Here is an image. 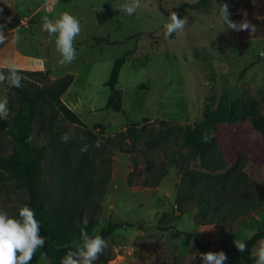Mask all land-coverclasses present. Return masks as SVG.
I'll return each mask as SVG.
<instances>
[{"label": "rangeland", "instance_id": "374dc122", "mask_svg": "<svg viewBox=\"0 0 264 264\" xmlns=\"http://www.w3.org/2000/svg\"><path fill=\"white\" fill-rule=\"evenodd\" d=\"M6 1L14 15L5 13L2 18L16 20L17 24L22 20L24 25L20 28L29 26L30 29L17 31L29 44L26 69L45 68L55 79L73 76V98L77 104L89 99L92 111L89 114L85 110L72 112L87 129L96 125L93 133L101 143L122 132L128 123L157 126L163 121L182 129L192 128L201 125L202 114L207 110L220 107L227 111L247 101L257 109V114L264 116V0H213L206 12L190 9L176 12L180 18L186 17L188 24L184 35L177 32L171 36L166 35L164 25L172 10L199 0H140L141 6L133 15L119 10L126 0ZM222 4L228 5L230 20L239 23L247 19L256 26L255 31L228 29L223 24ZM64 12L79 20L81 32L74 40L76 59L61 65L55 36L49 35L42 26L44 17L55 20ZM122 56L124 63L117 88L123 91L124 109L113 113L104 109L109 95L104 83L113 62ZM0 58L5 57L0 55ZM0 97L5 98L2 83ZM56 128L70 136L68 141H79L81 126L57 120ZM215 136L217 151L211 159L221 154L227 166L236 160L234 171L244 172V182L235 181L236 189L228 188L223 199L236 217L228 220L224 215L216 224H196L199 218L194 199L181 198L179 206L175 205L179 175L172 167L167 168L165 176L153 188L126 187L128 155L110 148L109 178L103 183L91 235L104 229L108 221H125L132 227L116 230L105 238L108 247L103 257L111 261L120 255L124 257L116 259L117 264H131V249L128 253L126 247H131V237L143 233L133 239L148 246L137 264H202L198 253L205 252L193 240L208 247H219L225 253L235 247L236 241H244L261 230L264 138L247 121L219 125ZM31 137L35 147L44 145V138L35 126L31 128ZM72 151L67 154L72 155ZM49 157L46 152L40 162L41 188L47 195V206L56 191ZM157 159L161 160L160 156ZM24 199V193L12 181L7 180L0 186V211L9 216L18 218ZM177 208L183 212L178 213ZM186 234L192 238L185 241ZM261 242L264 238L255 243L252 253ZM34 264L47 262L36 254ZM94 264L101 262L97 259ZM224 264L242 263L226 260Z\"/></svg>", "mask_w": 264, "mask_h": 264}, {"label": "trees", "instance_id": "16d2710c", "mask_svg": "<svg viewBox=\"0 0 264 264\" xmlns=\"http://www.w3.org/2000/svg\"><path fill=\"white\" fill-rule=\"evenodd\" d=\"M212 1L199 0L192 5L183 4L172 11L184 13V9H190L206 12ZM5 23L9 28L17 26V21L13 19H5ZM123 63L124 56L113 62L104 83L109 90L104 103L105 110L121 111V91L116 84ZM0 71L7 74V68H1ZM18 72L23 77L20 88L9 87L7 82L2 83L9 115L7 119L0 118V186L10 180L15 188L24 193L25 199L21 205L35 212V218L40 223V235L45 237L44 247L38 249L35 255L43 256L47 264H60L68 251H76L81 246L80 230L84 228V219H87L85 230L90 237L100 235L105 239L116 230L132 227V224L125 221H108L104 229L91 235L96 224L94 218L99 208L103 183L109 178L110 148L128 155L126 187L153 188L165 176L167 168L172 167L179 175L175 187V205L179 206L181 198L194 199L199 218L196 224H216L223 220L224 215H227L228 220L236 217L223 199L228 188L236 189L235 181L244 182V172L234 171V166L238 164L236 160L227 166L221 154L214 160L211 157L217 151L215 132L219 125L247 121L250 128L264 138V116L257 114V109L253 108L250 101L227 111L220 107L207 110L202 114L201 125L192 128L182 129L163 121H159L157 126L128 123L122 132L101 143L93 133L96 125L91 129L84 127L60 100L72 76L64 75L49 80L48 71ZM57 120L81 126L79 141H61L65 133L57 130ZM32 126L44 138L45 143L40 148L35 147L32 140L27 142L28 137H31ZM205 134L210 137L207 141L203 139ZM84 144L88 145V150L81 152ZM70 151L72 155L67 154ZM46 152L50 154V169L56 187L49 206L47 195L41 188L40 162ZM159 156L161 160L157 159ZM227 181L230 183L227 184ZM196 191L197 195H193ZM177 212L182 213L183 210L177 208ZM185 237L186 241L192 235L186 234ZM262 238L264 224L260 231L241 241L246 243L247 251L239 252L236 247L227 249V261L255 264L251 249ZM193 243L204 252L210 248L196 240ZM34 259L35 256L31 264H34ZM98 260L101 264H107L109 258L101 254Z\"/></svg>", "mask_w": 264, "mask_h": 264}, {"label": "clouds", "instance_id": "9594fccd", "mask_svg": "<svg viewBox=\"0 0 264 264\" xmlns=\"http://www.w3.org/2000/svg\"><path fill=\"white\" fill-rule=\"evenodd\" d=\"M141 6L140 0H126L120 6V11L127 15H133ZM223 24L233 31L254 32L256 26L247 19H242L239 23L229 19L228 5L222 4ZM246 15V14H245ZM188 24L187 18H180L176 12H172L168 17V22L164 25L166 35L173 33L184 35L185 27ZM3 25H0V43L6 41L3 33ZM43 29L55 36L56 50L59 52L61 65L69 64L76 59L74 40L81 32L79 20L68 12H64L55 20L47 17L43 19ZM19 39V37H17ZM7 74L0 71V83L7 82L9 87L20 88L23 77L19 74L14 64L9 60ZM7 98L0 100V118L7 119L9 115ZM61 141L67 142L70 136L65 133L61 136ZM81 139H84L81 137ZM205 141L210 137L205 134ZM32 137H28L27 142H31ZM88 145H82L80 151L86 152ZM87 219L83 220L84 228L80 230L81 246L76 251H68L61 259L60 264H94V262L108 247L107 241L100 235L90 237L85 230ZM235 247L239 252L247 251L244 242L236 241ZM45 245V237L40 235V223L35 218V212L26 205H20L18 218L9 216L6 212L0 211V264H31L33 257L38 249ZM202 264H224L228 259L223 251L198 253ZM255 264H264V242L252 253ZM194 259V257H192Z\"/></svg>", "mask_w": 264, "mask_h": 264}, {"label": "crops", "instance_id": "0c3cea01", "mask_svg": "<svg viewBox=\"0 0 264 264\" xmlns=\"http://www.w3.org/2000/svg\"><path fill=\"white\" fill-rule=\"evenodd\" d=\"M0 11L3 12L2 16H4L5 13L11 14L12 7L8 1L0 0ZM11 15H14V13ZM5 19L9 20L7 17L0 18V25L4 26L3 27V33L6 36V41L4 43H0V55H3L5 57V58H3V60H1V58H0V70H1V68H8V64L6 62H7V60H10L14 64L15 68L19 71H48L49 80H54L55 78L52 76V74L49 72V70H47L45 68H42V69H26L25 66L29 62V58L26 55L27 48H28L29 44L26 42L25 37L21 36L22 34H18L17 31L27 30V29L30 30L29 26L24 27L22 29L18 26H15L13 28H9V27H7V25L5 23ZM17 37H19V39H17ZM7 39H8V41H7ZM73 78L74 77L72 76V81H71L70 85L67 87V89L65 90V92L61 95L60 100L68 109H70L71 111H74V113L79 112L80 110H85L89 114V112L92 111V107H90L91 101L89 99H85V100L81 101L79 104H77L75 99L73 98L74 92L71 88V84L74 82ZM116 87H117V84H116ZM118 89H120V88H118ZM120 91H121V98H122L123 91L121 89H120ZM2 99L3 98L0 97V100H2ZM123 109H124V107L122 105L121 106L122 112H123ZM108 111H110V110H108ZM113 113H118V112H113ZM91 126H93V125H91ZM91 126H87V127L92 128ZM142 235H143V233L139 234V236H142ZM139 236H133V238L131 237V247L130 246L126 247V249H127L126 251L128 253L131 249V264H137L136 262L141 260L140 259L141 253L146 252V250H148V249H146L148 246L146 247L145 245H141V244L137 243L136 241H133V239H135L134 237H139ZM147 252H150V251H147ZM123 257L124 256L116 255L114 257V259H112L111 261L109 260L107 263L117 264L116 259H120Z\"/></svg>", "mask_w": 264, "mask_h": 264}, {"label": "water", "instance_id": "95a60500", "mask_svg": "<svg viewBox=\"0 0 264 264\" xmlns=\"http://www.w3.org/2000/svg\"><path fill=\"white\" fill-rule=\"evenodd\" d=\"M208 251L219 252V251H223V250L221 248L215 246V247H210Z\"/></svg>", "mask_w": 264, "mask_h": 264}, {"label": "built area", "instance_id": "2783aa9c", "mask_svg": "<svg viewBox=\"0 0 264 264\" xmlns=\"http://www.w3.org/2000/svg\"><path fill=\"white\" fill-rule=\"evenodd\" d=\"M18 23H19V24H17L18 27H21L22 25H24L22 20H19ZM42 29H43V26H42Z\"/></svg>", "mask_w": 264, "mask_h": 264}]
</instances>
